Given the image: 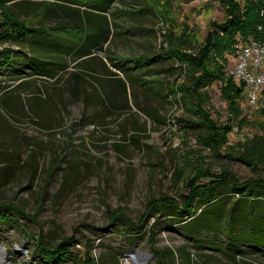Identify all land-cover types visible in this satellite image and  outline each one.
Here are the masks:
<instances>
[{
	"label": "rangeland",
	"instance_id": "374dc122",
	"mask_svg": "<svg viewBox=\"0 0 264 264\" xmlns=\"http://www.w3.org/2000/svg\"><path fill=\"white\" fill-rule=\"evenodd\" d=\"M37 1H0V21L39 25L43 9L34 4ZM240 1L243 6L247 3ZM115 4L132 10L149 8L133 20L143 29L129 38L117 37L111 44L110 53L117 57L169 53L184 38L202 45L210 33H223L213 23L224 21L228 9L223 0H118ZM257 11L264 23V0ZM127 23L125 26L132 24ZM247 40L239 37L226 51L229 68L236 63L240 43ZM11 49L14 53L8 52ZM0 50V201L23 207L35 217L34 223L21 226L0 220V264H46L41 254L39 260L30 257L35 244L27 235L41 232L54 242L76 237L80 240L76 250L89 251L98 264H130V256L136 253L142 256L136 254L141 264H264V205L260 209L253 204L247 207L248 221L239 234H229L232 246L223 231L217 232L227 227L231 206L225 200L209 206L192 223V227L205 225L202 233L184 222L158 221L156 216L135 236L112 223L116 209L139 222L149 201L165 194L178 199L189 192V180L207 170L216 174L230 170L240 180L253 176L251 167L230 153L239 150L238 141L262 134L261 106L253 112L244 98L242 107L252 114L249 122L234 132L236 122L230 141L218 150L206 142L207 127L199 124L198 115L182 96L177 93L175 99L173 91L167 94L179 76L188 79L181 59L163 63L167 69L161 74L164 83L153 81L163 78L152 75H143L132 88L129 83L132 109L110 111L97 103L89 106L83 95L75 92L79 85L92 92L98 89L94 86L104 88L103 80L109 75L95 60L90 62L93 68L85 63L79 69L75 66L83 60L69 57L71 67L51 77L32 74L34 69L25 60L29 55L38 63L58 60L57 52L16 41H0ZM8 54L14 55L10 63L3 57ZM100 55L106 56V51ZM105 60L112 70L124 75ZM73 70L83 71L80 81L73 78ZM144 70L141 67V72ZM110 86V90H118L116 83ZM208 90L213 118L225 120L228 109L221 84L215 81ZM116 94L120 99L119 90ZM5 102L9 110L2 107ZM261 169L264 177V163ZM209 180L206 177L201 182ZM240 198L249 200L238 194L229 200L232 203ZM236 208L243 211V207ZM237 235L240 242L233 240ZM155 248L162 251L160 257Z\"/></svg>",
	"mask_w": 264,
	"mask_h": 264
},
{
	"label": "trees",
	"instance_id": "16d2710c",
	"mask_svg": "<svg viewBox=\"0 0 264 264\" xmlns=\"http://www.w3.org/2000/svg\"><path fill=\"white\" fill-rule=\"evenodd\" d=\"M0 1L7 3L15 0ZM116 1L118 0H39L34 4L43 9L40 24L19 26L16 24L17 22L8 24L0 21V41H16L19 45L35 43L48 52L60 54V58H56L58 60L47 61L43 59L40 63L34 56L29 55L25 61L29 68L34 69L32 74L41 73L56 77L60 70H67L71 67L69 57L75 61L83 60V64L81 62L75 66L79 69L85 63L93 68L90 62L95 60L109 75L107 79H102L105 83L103 84L104 88L94 86L95 89H98L92 92L93 90L83 89L79 85L75 87V92L77 95L82 94L84 101L89 106L97 103L110 111L113 108L132 109L128 94L129 83L132 88L143 75L163 78L160 81H153L164 83V77L161 74L167 69L163 63L174 57L181 59L188 79L183 80L179 76L175 81L176 85L173 86L172 84L167 94L173 91L175 99L179 98L177 93L182 96L187 107L198 115L199 124L207 127L206 142L209 141L213 147L222 150L223 146L231 139L234 124L237 122L239 129H241L249 122L250 117L242 107L244 98L248 99L247 84L243 80H237L229 73V61L225 57V53L233 47L239 37L264 39L263 18L257 11L263 0H246L247 3L244 6L240 0H223L228 6L227 16L224 21L213 23L223 33H210L202 45L192 44L190 40L184 38L183 42L180 44L178 42L179 45L174 46V51L169 53L153 51L150 52V55L141 53L140 55L132 54L118 57V54L112 55L110 53L111 44L117 37L120 39L129 38L131 34L137 33L135 31L143 29L140 24H135L133 20L136 21L137 16L149 8L144 9L145 7H143L139 10H132L118 6L115 4ZM130 16L133 18L132 21L129 19ZM127 22H132L130 27L125 26L126 24L129 25ZM260 26H262V30L259 29ZM131 27L133 32H131ZM74 32L81 34L72 35ZM14 51L11 49L8 52L14 53ZM100 51H106V56H101ZM2 53L3 51L0 50V57ZM3 57L6 58V62L10 63L14 55L8 54ZM106 58L124 75L121 76L119 71L112 70L106 62ZM147 59L149 60L146 61ZM141 67H145L143 72H141ZM71 74L77 81L83 78L82 70H73ZM98 79L101 78L98 77ZM215 81L221 84L222 93L227 102V118L223 121L213 118L211 113V95L208 88ZM114 83L120 92V99L117 98L118 90H115V87L110 90V84L113 87ZM263 97L264 88L262 92L263 106L261 105L259 110L262 115H264ZM137 105L139 106L140 103L137 102ZM2 107L9 110L7 102ZM237 144L240 146L239 150H233L234 152L230 154L249 165L254 172L253 176L240 180L230 170H225L219 174L207 170L191 178L188 182L189 192L180 194L178 199L165 194L149 201L147 213L144 214V219L139 222H133L120 209H116L112 211V223L126 231L127 235L135 236L145 231V223L150 217L156 216L158 221L170 218L174 219L175 223L184 222L188 228L195 230L196 233H202L205 225L192 227V223L209 206L219 200H225V203L231 206H229L230 208L227 206L229 208L227 227L226 229L219 228L217 232L223 231L229 238L230 246H232L229 234L230 232H238L237 234H239L244 227L249 219L246 215L247 207L253 204L260 209L264 205V177L261 174V164L264 163V124L262 134H258L248 141H238ZM206 177L210 179L209 182L202 183L201 180ZM230 186L232 190L229 189ZM235 194L247 196L249 200L243 201L240 198L230 203V196ZM236 207H243V211H237L238 208ZM0 220L21 226L28 225L29 222L34 223L35 217L23 207L11 202L0 201ZM239 224L241 225L238 226ZM154 234L155 231L152 233L153 237ZM27 237L35 244V249L31 252L30 257L39 260L41 254L47 261L46 264H98L89 251L76 250V245L80 240L74 236L63 237L59 242L49 240L43 232L39 235L29 234ZM233 240L240 242L242 238L237 235L233 237ZM236 246L238 247L237 244ZM231 249L235 248L231 247ZM154 250L160 257L162 251L158 248ZM240 253L238 251V254ZM245 263L251 264L249 261H245ZM186 264H190V262Z\"/></svg>",
	"mask_w": 264,
	"mask_h": 264
},
{
	"label": "built area",
	"instance_id": "2783aa9c",
	"mask_svg": "<svg viewBox=\"0 0 264 264\" xmlns=\"http://www.w3.org/2000/svg\"><path fill=\"white\" fill-rule=\"evenodd\" d=\"M262 28V26H260ZM229 73L237 80H243L248 87V105L255 111L262 105L264 88V39L249 38L240 43L236 63ZM252 114L249 113V116ZM239 127L234 128L238 132Z\"/></svg>",
	"mask_w": 264,
	"mask_h": 264
},
{
	"label": "bare ground",
	"instance_id": "6f19581e",
	"mask_svg": "<svg viewBox=\"0 0 264 264\" xmlns=\"http://www.w3.org/2000/svg\"><path fill=\"white\" fill-rule=\"evenodd\" d=\"M130 264H141L142 261L136 256V254L131 255L129 259Z\"/></svg>",
	"mask_w": 264,
	"mask_h": 264
},
{
	"label": "water",
	"instance_id": "95a60500",
	"mask_svg": "<svg viewBox=\"0 0 264 264\" xmlns=\"http://www.w3.org/2000/svg\"><path fill=\"white\" fill-rule=\"evenodd\" d=\"M0 244H1V243H0ZM136 254H137V256H139V258L142 257L141 254H139V253H136Z\"/></svg>",
	"mask_w": 264,
	"mask_h": 264
}]
</instances>
